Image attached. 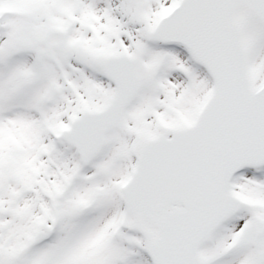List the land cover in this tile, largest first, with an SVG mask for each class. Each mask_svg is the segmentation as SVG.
<instances>
[{
    "label": "snow or ice",
    "instance_id": "obj_1",
    "mask_svg": "<svg viewBox=\"0 0 264 264\" xmlns=\"http://www.w3.org/2000/svg\"><path fill=\"white\" fill-rule=\"evenodd\" d=\"M0 264H264V0H0Z\"/></svg>",
    "mask_w": 264,
    "mask_h": 264
}]
</instances>
